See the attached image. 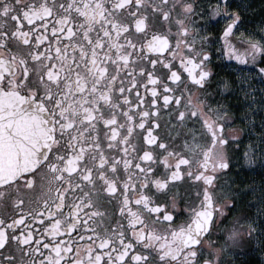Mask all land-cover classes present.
<instances>
[{"label":"snow or ice","instance_id":"1","mask_svg":"<svg viewBox=\"0 0 264 264\" xmlns=\"http://www.w3.org/2000/svg\"><path fill=\"white\" fill-rule=\"evenodd\" d=\"M246 7L0 0V264H244L226 257L253 242L264 257V177L242 189L228 176L241 155L264 173V87H251L264 19L252 27ZM233 62L236 80L214 70ZM238 88L247 145L225 131L221 96ZM189 179L194 196L179 191Z\"/></svg>","mask_w":264,"mask_h":264},{"label":"flooded vegetation","instance_id":"2","mask_svg":"<svg viewBox=\"0 0 264 264\" xmlns=\"http://www.w3.org/2000/svg\"><path fill=\"white\" fill-rule=\"evenodd\" d=\"M234 2H239L242 5H246V9H245V19L246 22L249 23L252 27H256L258 24V21L256 20V12H254L251 8H250V4L246 3V0H234ZM223 23V22H221ZM25 25H27V22H24ZM158 28L161 31H164L168 28V25H163V26H158ZM173 33L175 32V28L172 29ZM211 31V29H210ZM136 39H140V37H135ZM175 41V37H172V42L174 43ZM21 52H26L27 49L26 48H20L19 49ZM235 62H233L231 67H224L222 65H220L219 63L215 65L214 70H216L218 72V74L220 76H224V77H228L231 76V78L233 80L237 79V72L235 71ZM255 82L257 81H253L251 87L254 86ZM181 88H183V85H180ZM196 91H198L197 89H193V92L195 93ZM257 96H259L260 94H256ZM203 98V97H202ZM244 93L243 91H241L239 88L237 89V91L235 93H233L231 91V89L227 90L226 92L222 93L221 96V101L224 103H227L228 107H227V118H231L232 122L226 124L225 126V131L229 134V136H236L239 138L243 139V144L247 145L249 143V140H255L256 139V135L253 134L252 136H249L248 131L246 130L247 127H251L248 125V121L244 118V113L248 108V105L246 103H244ZM213 103H215V101H213ZM264 113H261V115H263ZM248 119H252L251 116L248 117ZM255 126H254V133L258 134L261 132V128H260V116L257 115L255 118ZM160 122H161V134L164 136H168L169 133V127H165V123H169L168 122V114L167 112H162L161 113V117H160ZM189 128L192 127L191 124L188 125ZM172 135H175V133L173 132ZM183 140V137H181V142ZM235 146V145H234ZM244 148H241V153H243ZM234 168H236V165H233ZM255 165H248L242 155H241V159H240V168L238 169V175L235 172H229L228 176L232 177L235 176L236 178L234 180H232L231 182L233 183L234 186H239L240 188H245L248 185H252V184H259L262 177H264V174H262L259 170L257 171H252L250 169L255 168ZM184 171H187V169L185 168ZM223 178V177H222ZM179 187V191L183 194L185 189L191 191V193L193 194V196L196 193V187L194 185L191 184L190 179L188 181L183 182L181 185H178ZM176 190V189H174ZM42 193V189L40 187V180L37 179L36 181V187L32 190L29 191H23L20 195L23 196L24 200L27 202L29 199H32L33 201L36 200L37 197L41 196ZM17 194L13 193V197H15ZM11 199L9 198V200L7 201L8 203V211L11 212L13 211L12 207H11ZM253 199V194L252 193H247V195H245L241 202H240V207L241 209H246L248 211H250L251 213H255V208H251L248 209L247 208V204L245 203V201H249ZM103 203L105 204L106 207L111 208V205L108 203V196L107 194L104 195L103 198ZM182 206V205H181ZM118 211V209H117ZM233 217H229V219H232ZM115 222V221H113ZM180 221L178 220L177 223H179ZM227 222V221H226ZM241 224H244V221L240 222ZM37 224L39 225L40 222L37 221ZM159 227L163 228L166 227V225H160ZM83 234V233H81ZM49 239L50 238H47ZM211 239H216V236H212ZM249 248L255 249V251H247V253L243 256H228L226 257V259L232 261H238V262H244V264H261L262 260H264V257L261 256V252L259 249V246L253 242L251 245H249ZM150 264H152V262H150Z\"/></svg>","mask_w":264,"mask_h":264},{"label":"rangeland","instance_id":"3","mask_svg":"<svg viewBox=\"0 0 264 264\" xmlns=\"http://www.w3.org/2000/svg\"><path fill=\"white\" fill-rule=\"evenodd\" d=\"M246 3H249L252 6L256 7L257 15H256V20L258 23L264 19V0H246ZM254 88L260 89L261 87H264V85H261L258 81L255 82ZM255 94H261L259 91H257ZM264 115V114H263ZM262 173V172H261ZM264 174V173H262Z\"/></svg>","mask_w":264,"mask_h":264},{"label":"trees","instance_id":"4","mask_svg":"<svg viewBox=\"0 0 264 264\" xmlns=\"http://www.w3.org/2000/svg\"><path fill=\"white\" fill-rule=\"evenodd\" d=\"M250 8H251L254 12H256V14H257V11H258V10H256V7H255V6L250 5Z\"/></svg>","mask_w":264,"mask_h":264}]
</instances>
